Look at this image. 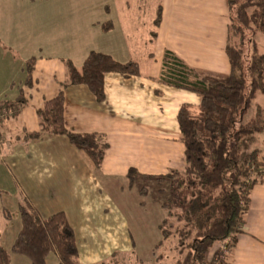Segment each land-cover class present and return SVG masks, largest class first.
<instances>
[{"label": "crops", "instance_id": "0c3cea01", "mask_svg": "<svg viewBox=\"0 0 264 264\" xmlns=\"http://www.w3.org/2000/svg\"><path fill=\"white\" fill-rule=\"evenodd\" d=\"M114 3L116 7L103 10L101 21L92 28L107 46H121L123 50L88 49L79 53L78 48L86 46L84 36L80 29L72 34L69 26L62 29L67 32L66 45L77 50L65 48L63 56H43L42 49H38L35 55L15 63L10 56L12 49L7 52L0 48V102L16 100L21 91L28 100L19 116L9 118L0 128V202L8 197L19 212L20 203L27 200L44 219L65 213L76 234L81 264L108 260L92 259L94 252H89L80 240V235L98 238L99 223L95 221L99 212L108 213L109 206H116L104 183L127 180L131 169L139 175L161 176L185 168L178 115L183 106L197 108L201 100L191 91L161 81L166 53H173L195 71L213 75L231 72L226 52L228 0H114ZM159 9L162 19L156 28ZM91 52L110 55L120 63L135 62L140 74H107L106 98L98 102L87 86H67V62L81 69ZM31 60H35L32 85L26 86L27 64ZM61 93L65 96L68 131L105 138L108 150L100 170L66 136L25 139L26 134L40 129L39 110ZM98 201L100 204L95 203ZM8 214L11 212L6 205H0V216L6 219ZM14 243L11 249L4 247L11 252ZM236 244L233 259L228 257L230 264H264V184L252 192L250 209ZM221 247L215 246L214 256ZM54 261L53 264H60L56 256ZM11 264L30 262L16 254L12 255Z\"/></svg>", "mask_w": 264, "mask_h": 264}, {"label": "trees", "instance_id": "16d2710c", "mask_svg": "<svg viewBox=\"0 0 264 264\" xmlns=\"http://www.w3.org/2000/svg\"><path fill=\"white\" fill-rule=\"evenodd\" d=\"M230 11L226 52L231 72L213 75L187 67L173 53L164 59L161 81L191 91L200 98L197 108L183 106L178 115L181 142L185 147V168L161 176L128 174L130 186L138 178L166 183L170 199L163 204L166 218L160 225L162 240L157 244L154 264H163L168 244L174 243L176 264H230L228 253L236 245L249 212L252 192L264 184V152L257 147L264 135V114L246 120L254 102L264 95V0H228ZM159 9L155 27L160 26ZM154 36H156L154 34ZM264 47V44H263ZM35 60L27 64L26 86L32 85ZM67 86H87L98 102L105 96L104 78L109 73L140 74L135 62L120 63L112 56L91 52L83 67L67 62ZM28 105L24 92L14 101L0 102V128L16 118ZM65 96L59 94L39 110V131L26 134V140L45 136H66L70 144L86 155L100 170L108 144L98 134L69 132L64 118ZM22 228L12 251L0 241V264H11L12 254L30 264H48L51 255L60 264H81L77 238L65 213L44 219L27 201L20 203ZM8 214L7 219H10ZM222 246L211 256L215 246ZM116 253L100 264H123Z\"/></svg>", "mask_w": 264, "mask_h": 264}, {"label": "rangeland", "instance_id": "374dc122", "mask_svg": "<svg viewBox=\"0 0 264 264\" xmlns=\"http://www.w3.org/2000/svg\"><path fill=\"white\" fill-rule=\"evenodd\" d=\"M110 7H116L114 0H0V48L7 52L12 49L10 56L15 58V63L23 61L29 55H35L38 49H42L43 56H63L65 48L74 52L77 50L74 46L66 45L64 35L67 32L62 29L69 26V31L73 30L72 34H77L80 29L84 36L86 46L78 48L79 53L88 49L107 52L123 50L121 46H107L99 38V32L92 28L101 21L103 10ZM117 34L121 35V32ZM258 41L264 50V37L259 36ZM78 42L83 43L81 40ZM94 46L96 48H92ZM259 111L264 114L262 94L254 102L246 120L256 116ZM256 146L264 152V135L258 136ZM103 186L116 206H109L108 213L99 212L95 221L99 223L98 238L88 239L80 235L84 247L89 252H94L91 258L106 260L121 253L124 254L121 257L125 258L123 264H154L155 255H159L156 246L162 240L160 225L166 218L162 207L170 199L167 184L154 179L138 178L133 187H130L128 179L111 180ZM95 203L100 204V201ZM3 204L10 210L11 217L5 219L0 216V224L3 226L0 240L6 248L11 249L22 227L21 216L14 201L6 197L0 202V205ZM82 233L84 235L85 231ZM173 244H168L172 250L164 252L166 259L163 264H176L178 256ZM236 247L237 244L228 255L230 259H233ZM210 255L214 256V251ZM54 256H50L51 264L55 263ZM20 257L28 261L25 257Z\"/></svg>", "mask_w": 264, "mask_h": 264}]
</instances>
